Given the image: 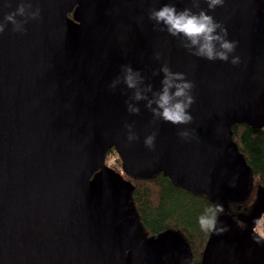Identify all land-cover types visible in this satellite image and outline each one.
Wrapping results in <instances>:
<instances>
[{
    "label": "water",
    "instance_id": "1",
    "mask_svg": "<svg viewBox=\"0 0 264 264\" xmlns=\"http://www.w3.org/2000/svg\"><path fill=\"white\" fill-rule=\"evenodd\" d=\"M18 2L0 0V19ZM31 2L39 18L0 33V264H187L177 232L145 235L123 175L163 173L216 203L243 197L250 168L231 126L264 127V0H225L210 13L236 42L237 65L191 55L148 19L163 4L192 0ZM163 64L194 84L189 125L153 120L144 102L131 115V91L109 87L130 65L158 89ZM126 124L137 140H127ZM181 127L193 135L181 139ZM112 148L120 172L104 165ZM261 211L242 225L223 214L227 231L209 235L201 264H264L254 230Z\"/></svg>",
    "mask_w": 264,
    "mask_h": 264
},
{
    "label": "clouds",
    "instance_id": "2",
    "mask_svg": "<svg viewBox=\"0 0 264 264\" xmlns=\"http://www.w3.org/2000/svg\"><path fill=\"white\" fill-rule=\"evenodd\" d=\"M203 3L205 8H199ZM225 0H192V7L178 9L175 3H166L148 14V19L155 28L166 32L169 36L179 38L181 46L191 55L208 61H221L237 65L240 57L235 54L237 44L228 39L227 29L218 22L213 15L217 7L223 6ZM193 8L198 10L194 11ZM39 7H32L31 0H19L14 11L8 12L0 19V33L8 25L14 31L21 32L28 20L38 19ZM19 17V19H17ZM159 59V55L156 57ZM121 76L109 85L115 89L121 83L131 91L132 95L126 101V110L131 115L140 113V102L148 109L153 120L170 123L173 126H186L192 123L191 107L195 102L192 94L194 84L186 78L184 73L173 72L167 64L161 65L159 71L160 86L154 89L152 84H145L144 77L139 70L125 65L121 69ZM127 140L138 139L131 124H126ZM157 133L153 131L144 138V146L154 149ZM181 139H189L193 134L186 127L178 132ZM224 214V207L220 203H210L198 216L197 222L201 231L220 235L227 231L220 217Z\"/></svg>",
    "mask_w": 264,
    "mask_h": 264
},
{
    "label": "trees",
    "instance_id": "3",
    "mask_svg": "<svg viewBox=\"0 0 264 264\" xmlns=\"http://www.w3.org/2000/svg\"><path fill=\"white\" fill-rule=\"evenodd\" d=\"M231 136L250 168L249 185L242 198L228 199L220 204L224 207V214L235 217L240 225L243 224L241 218L260 206L262 211L254 227L256 230L260 223L264 224V198L260 193L264 191V127L256 129L235 123L231 126ZM104 165L116 172L121 171V162L114 148L107 152ZM123 178L134 187L129 206L145 235L154 238L165 230L177 232L187 246V264H201L210 234L200 230L197 218L212 201L205 195L174 185L163 173L149 179L128 175Z\"/></svg>",
    "mask_w": 264,
    "mask_h": 264
},
{
    "label": "rangeland",
    "instance_id": "4",
    "mask_svg": "<svg viewBox=\"0 0 264 264\" xmlns=\"http://www.w3.org/2000/svg\"><path fill=\"white\" fill-rule=\"evenodd\" d=\"M261 193V197L264 198V191L260 192ZM256 233L262 237L264 239V224L260 223L257 227H256Z\"/></svg>",
    "mask_w": 264,
    "mask_h": 264
}]
</instances>
